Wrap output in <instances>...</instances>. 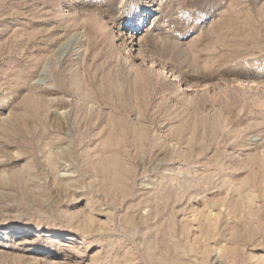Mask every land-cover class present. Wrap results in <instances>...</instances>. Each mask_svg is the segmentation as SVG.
I'll use <instances>...</instances> for the list:
<instances>
[{
	"label": "rangeland",
	"instance_id": "obj_1",
	"mask_svg": "<svg viewBox=\"0 0 264 264\" xmlns=\"http://www.w3.org/2000/svg\"><path fill=\"white\" fill-rule=\"evenodd\" d=\"M0 264H264V0H0Z\"/></svg>",
	"mask_w": 264,
	"mask_h": 264
}]
</instances>
